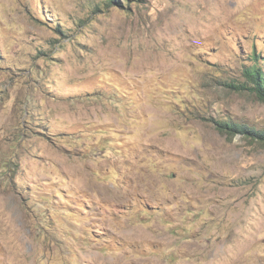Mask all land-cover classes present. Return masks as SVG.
<instances>
[{"label":"rangeland","instance_id":"obj_1","mask_svg":"<svg viewBox=\"0 0 264 264\" xmlns=\"http://www.w3.org/2000/svg\"><path fill=\"white\" fill-rule=\"evenodd\" d=\"M256 62L264 0H0V264H264Z\"/></svg>","mask_w":264,"mask_h":264},{"label":"trees","instance_id":"obj_2","mask_svg":"<svg viewBox=\"0 0 264 264\" xmlns=\"http://www.w3.org/2000/svg\"><path fill=\"white\" fill-rule=\"evenodd\" d=\"M113 3L115 4V0H106L107 6H111ZM254 56V59L258 62V58H260L259 55L254 54ZM257 62L246 68V81L242 83H230L229 86L239 89V92L244 89L254 92L261 100L264 101V71ZM219 124L221 128H225L228 132L236 131L248 135V137L253 140L260 138L264 141V131L239 125L237 123L220 122Z\"/></svg>","mask_w":264,"mask_h":264}]
</instances>
